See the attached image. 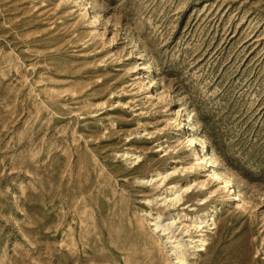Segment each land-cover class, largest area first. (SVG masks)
<instances>
[{
	"label": "rangeland",
	"instance_id": "rangeland-1",
	"mask_svg": "<svg viewBox=\"0 0 264 264\" xmlns=\"http://www.w3.org/2000/svg\"><path fill=\"white\" fill-rule=\"evenodd\" d=\"M148 212L264 264V0H0V264H173Z\"/></svg>",
	"mask_w": 264,
	"mask_h": 264
},
{
	"label": "bare ground",
	"instance_id": "bare-ground-1",
	"mask_svg": "<svg viewBox=\"0 0 264 264\" xmlns=\"http://www.w3.org/2000/svg\"><path fill=\"white\" fill-rule=\"evenodd\" d=\"M177 113L179 115L180 110H178ZM181 125H183V122H181ZM178 129H180V126L178 127ZM186 139L189 140V147L187 149L191 150L193 148V150L195 151L196 149L195 140L190 135L187 136ZM195 154H196V159L199 160V162L197 163L207 164L205 156L202 155L201 152H196ZM137 157H140V155H136V157L131 158L132 161H135ZM191 163L194 165V162ZM187 168L188 167H186L185 170ZM177 172L178 169L177 167H175L171 171H167L166 173H162L158 171L155 175H151V177H147V178L143 177L139 180L149 185H152L154 183L161 185L166 183L167 179L173 176ZM208 175L215 182H220L222 185L221 188H224L226 190L227 187H229L231 190H227V191H229V193H232L234 191L236 193L235 199L240 200L239 194H237V190L234 188V186L232 187L230 181L224 177L223 173L220 170H217L215 168L210 169ZM194 186L199 187L200 189L205 188L204 183H199L196 181H194V183H188L185 185L175 183L173 185L167 186L165 188V191L162 192L159 196L155 197L154 199H147V203L151 204L155 200L156 202L162 205H168V206L180 204L181 201L184 199L185 194L191 191ZM163 193L165 194L162 195ZM210 193H212V191ZM207 199H208L207 196L200 198L199 199L200 204L205 203ZM146 215L150 225L152 226V230L158 235L161 244L164 246V248L170 255L171 259L173 260V264H188L186 254L183 250L186 244L180 238H178L176 234V230L180 228V226L178 225V220L181 218V216L179 215L178 217H176L171 215L169 217H163L161 213H158L157 215H153L151 212L146 213ZM185 216L187 217L186 221L189 220L190 223L184 222L182 224L185 226V228H180V231L182 232L183 231L188 232L191 226L196 228L197 231L199 232L202 231L203 227L205 226L209 227L210 229L211 225L214 223L215 220L214 213L212 211H207L203 215L189 216L185 214ZM186 235L188 236L187 242L189 244H193L192 246L196 250L198 248L199 249L205 248L204 246L207 243V240L205 237L202 236L203 234L200 233V234L192 235L187 233ZM192 253H194V250L192 251Z\"/></svg>",
	"mask_w": 264,
	"mask_h": 264
}]
</instances>
